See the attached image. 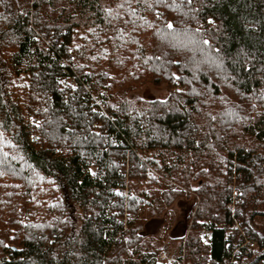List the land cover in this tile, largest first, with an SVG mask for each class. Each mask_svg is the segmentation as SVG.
<instances>
[{
  "label": "trees",
  "instance_id": "obj_1",
  "mask_svg": "<svg viewBox=\"0 0 264 264\" xmlns=\"http://www.w3.org/2000/svg\"><path fill=\"white\" fill-rule=\"evenodd\" d=\"M234 187L264 264V0H0V264H170L192 193L167 250L225 264Z\"/></svg>",
  "mask_w": 264,
  "mask_h": 264
},
{
  "label": "rangeland",
  "instance_id": "obj_2",
  "mask_svg": "<svg viewBox=\"0 0 264 264\" xmlns=\"http://www.w3.org/2000/svg\"><path fill=\"white\" fill-rule=\"evenodd\" d=\"M81 33H78L76 36V40H78ZM171 92V88L167 84L163 85H154L152 83H146L141 86L139 89L133 90L129 92L130 96H141L144 98H166ZM94 170V169H93ZM199 184L195 183L194 187H198ZM197 196L196 194L192 193L189 198H183L178 200L175 205L170 208L169 211L174 213L175 223L173 227L168 230V234L166 235L165 232L162 230L155 235L156 240H158V245L161 246L160 251H168L167 249H171V251H176L172 238L180 239L182 236L186 235L190 232L191 223L188 222V216L191 212L192 206L196 203ZM162 218L164 216H161ZM154 225L149 224L147 225V229L154 232ZM165 223L162 224L161 228H164ZM201 235L205 242H209L211 239V232L208 229H203L201 231ZM172 252V253H173ZM175 255V254H174Z\"/></svg>",
  "mask_w": 264,
  "mask_h": 264
},
{
  "label": "built area",
  "instance_id": "obj_3",
  "mask_svg": "<svg viewBox=\"0 0 264 264\" xmlns=\"http://www.w3.org/2000/svg\"><path fill=\"white\" fill-rule=\"evenodd\" d=\"M242 200L239 190L234 187L233 196L228 204L231 209L232 217L234 218L233 223L229 229V236L231 241L229 243L228 254L225 258V264H240L241 257L244 252H249L256 246V241L251 238L243 229L241 221L235 216L237 203ZM184 257V253L182 255ZM157 259L159 262H168L170 264H185L184 258L180 260L175 257L173 253L169 251H160L157 253Z\"/></svg>",
  "mask_w": 264,
  "mask_h": 264
}]
</instances>
